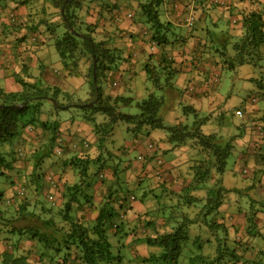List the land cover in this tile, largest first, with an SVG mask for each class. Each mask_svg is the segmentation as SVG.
Listing matches in <instances>:
<instances>
[{
    "label": "trees",
    "instance_id": "16d2710c",
    "mask_svg": "<svg viewBox=\"0 0 264 264\" xmlns=\"http://www.w3.org/2000/svg\"><path fill=\"white\" fill-rule=\"evenodd\" d=\"M135 1L139 21L132 10H127V0L28 3L34 15L28 18L27 29L38 32L41 23L59 56L66 63L72 59L71 71L83 73L91 96L84 102H58L60 94L68 97L58 87L43 85L39 79V83L31 85L17 75L14 78L21 90L7 92L0 88V264L111 263L120 252L113 250L112 240L118 246L125 245L120 239L136 233L129 246L135 248L134 252L138 247L135 242L141 240L155 251L141 260L138 255L133 264H264V3L247 0L246 6L238 8L224 0H188L190 5L195 3V8L187 10L183 23L177 26L168 14L178 0ZM37 5L43 14L48 5L53 6L51 16L44 14L39 19ZM122 6L128 11L125 16L134 25L139 24V37L129 30L122 34L118 26ZM32 17L37 22L28 25ZM50 19L54 28H49ZM55 27L63 28L58 32ZM98 34L101 37L95 40ZM105 34L124 44L133 34L135 41L141 39L146 43L144 47H149V42L154 48L141 53L137 58L139 68L127 70L129 74L125 76L124 85L129 89L136 75L144 71L151 85L140 101L119 92L105 94L99 85L111 71V84L120 85L115 59L130 62L134 54L131 50L121 55L115 46L112 48L119 52L114 56ZM204 62L212 64L217 76L221 70L236 72L241 66L260 72L258 77L244 76L259 88L261 95L251 99L253 104L248 109L237 110L243 121L229 135L203 130L216 113L218 93L216 83L204 93L195 92V78L190 74ZM183 65L189 70H183ZM180 73L189 77L183 86L179 84L180 77L176 79ZM49 96L56 100L58 109L72 106L73 115L62 122L38 118L37 127L33 125L35 115L26 118L27 124L23 125L25 113H36L41 101ZM196 99L206 100L200 109ZM133 104L137 106L136 113L123 112ZM173 105L179 112L174 119L170 112ZM202 111L206 114L201 115ZM119 122L126 123L134 141L142 136L140 142L131 143L137 150L134 160L122 165L127 164L134 174H139L138 166L143 169L151 165L143 175L147 178H140L134 189L137 191L145 183L144 196L139 199L147 207H154L138 217L141 222L128 234L124 228L117 231L116 221L123 215L120 211L125 209L124 202L136 194H129L118 174L122 165L114 159L125 155L129 146L108 149L106 145ZM153 131H158L156 137ZM83 132L87 136H81ZM76 133L78 140L68 144L64 135L73 137ZM92 139L95 140L90 142ZM144 141L151 155L147 151L138 153ZM184 148L188 156L180 160L175 150ZM241 149L243 158L253 156L251 169L245 166L238 170L239 180L226 185L223 177L228 159ZM171 154L177 165L166 172L163 161H168L166 157ZM245 162L249 163L248 159ZM92 164L97 166L95 172ZM165 172L171 179L164 177ZM97 181L101 182L100 189L95 186ZM147 193L151 197L146 201Z\"/></svg>",
    "mask_w": 264,
    "mask_h": 264
},
{
    "label": "rangeland",
    "instance_id": "374dc122",
    "mask_svg": "<svg viewBox=\"0 0 264 264\" xmlns=\"http://www.w3.org/2000/svg\"><path fill=\"white\" fill-rule=\"evenodd\" d=\"M24 1V0H23ZM22 1V2H23ZM20 2V1H18ZM30 0L27 1V3H29ZM40 3V2H39ZM26 4V3H25ZM18 4H15L13 2H10V0H0V88H2L5 91V86L7 85V81L5 80V76L4 74H10L9 71V65L7 63L8 57L7 54L5 53L7 51V49H13V52H18L17 51V42L18 44H22L25 45L26 48L28 47H33V50L36 47V41L34 39V37L31 36V31L32 29H24L23 27H25L26 23H24L23 21L19 20V16L15 13L16 12V8ZM127 5V10L134 12V18L136 20H138V14L139 10L137 8V2L135 0H127L126 2ZM36 7H40L39 5H37ZM29 8H31V6L29 5ZM37 8V9H38ZM126 8H124L122 6V10L120 11V13L124 14ZM54 10L53 6L48 5V8L45 9V16H47L48 18L51 16V12ZM11 11H13V13H15V18L13 19V15L11 14ZM39 11L41 14H39L38 16H41L39 19H41L43 17V12L44 10H41V8H39ZM123 11V12H122ZM139 21V20H138ZM37 22V19L35 17H32V20L29 21L28 25H31L32 23L35 24ZM24 24V25H23ZM41 24V23H40ZM38 24V27L40 28V30H38L39 33H44V28L41 27V25ZM114 24V23H113ZM118 24H121V22H119ZM110 25V23H106L107 29L108 26ZM62 26V25H60ZM119 26V25H118ZM48 27V26H46ZM23 28V29H22ZM49 28H54V26L52 25V21L51 19L49 20ZM63 27H55L56 31L61 32V29ZM51 32V31H50ZM21 33L22 36H24V38H22L21 40H17V35ZM49 33V32H46ZM47 35V34H44ZM107 37V42L108 45H110L109 47H117L118 50L120 51V53H123L121 55H124V52H126L127 50V45H125L122 41H120L119 39H115L114 37H109V34H105ZM95 40H97V38L101 37V34L98 35H94ZM17 38V39H16ZM103 38V37H102ZM105 39V38H104ZM20 41V43H19ZM129 43V42H128ZM39 47H42L41 49L44 48V44L43 45H39ZM47 47L50 48H46L44 49V51H49V52H54L55 56H56V51L54 46L52 45H48ZM16 48V49H14ZM118 50H115L114 48H112L111 53L114 56H118L119 52ZM42 53V52H41ZM41 53H37V56L39 58H42L44 60V63L40 62L38 64H30L29 63V58L28 56H25L26 54H28V52H26L24 50V52L22 51L21 54H19V59L18 56L16 57V61L19 63L16 66L13 65V67H11V70H13V74L17 75L18 77H20L21 79H23L24 82L26 83H30L32 84H36L39 83V80L42 82V84L44 85L45 83H48L49 86L51 87H56V86H60L62 89H60V91L65 92L68 97L62 98V95L60 94L58 96V102H61L63 100H66L69 103V100L73 99L75 100L74 103H77L78 100H82V102H84L86 99H88L91 94H90V87L89 84L87 82H84L82 84L79 85H75L73 82H67V80H70V78H67L66 80H63L59 74H56L54 70H52V67L54 69L61 70V67L63 66L64 68H66L68 70V72H72L71 68L74 65L72 63V59H68L67 63H69L67 66V63L59 56L58 52V58L59 61L52 58V55H48V56H41ZM76 56L78 57V54H76ZM5 57V58H4ZM51 59V61H50ZM75 59V57H74ZM125 59H123L122 62L119 61V59H115V64L114 65H124L127 61H124ZM2 62V63H1ZM51 62V63H49ZM38 65V66H36ZM47 66L50 67V70L47 68H44L43 66ZM59 65V66H58ZM81 65V66H80ZM61 66V67H60ZM44 68V73L42 74L41 72V68ZM79 67H82V59L79 60ZM49 70V71H48ZM52 70V71H51ZM40 74V75H39ZM83 74V73H82ZM247 74H251L252 77L256 76L258 77V75H260V72L258 69H254L252 70L251 68H249L248 66H241L240 68L237 69L236 72L234 71H229V70H221L218 77L216 78V84H217V88H218V93L216 95V100L217 103H215L214 106V111L216 113L212 114V117H210V119L205 123V125H203V130L206 132L209 131H214L217 133H226L227 135H229V133H231V129L235 128L236 124H240L243 120L241 117L238 116V114L236 113L238 109H248L249 107H251V105L253 104L251 102L252 98H256L258 99V96L261 95V93H259V88H257L253 82L251 80L246 81L244 76ZM109 77H107L105 80H103L102 82H99V85L102 87L103 91L105 92V94H112V93H122V95L124 96H131L134 98V101L137 100H141L143 98L146 97V87L150 86L151 83L146 79L145 77V73L144 71H140L139 74L136 75V77L133 80V83L131 84V86L129 87V89H127V87H125L124 83H125V79L124 82L123 80L120 81L119 78L116 77V79L119 81L120 85H118L117 87L113 86V84H111V80H110V76L113 75V72H108ZM40 76H43V79L40 78ZM59 76V77H58ZM38 77V79H37ZM180 77V85H184L188 80L189 77L187 76L186 73H180L176 79H178ZM77 77L72 78L73 80H75ZM215 79V76L212 78V80ZM212 84V83H211ZM29 85V84H27ZM30 85V86H31ZM64 85V87H62ZM182 85V86H183ZM196 92V91H195ZM51 96H49L50 98ZM52 98V97H51ZM206 99V98H205ZM197 100L195 104L197 105V108H199V106L201 104H203L206 100ZM97 99H95L96 101ZM93 101L87 102V104H92ZM53 104H52V103ZM20 106V105H19ZM57 104L54 103L52 100L47 99V100H43L41 101L40 105H38L37 112L33 114L32 111H28L27 113H25V116L22 118L23 120V125L27 124V120H25L26 118H31L32 116H35V125L36 127L38 126L39 123H37L38 118L39 120H45V119H52V118H56L59 119L58 121H63L66 117H70L73 114L72 111V106L69 107V109H58L57 108ZM137 106L135 104H133L130 107H126L125 109H123V112H128V113H136L137 112ZM210 106L207 107V109ZM202 110V109H201ZM171 118L174 119V117L179 115V112L177 110V108L175 107V105L171 106ZM202 114H206L205 111H202ZM57 116V117H56ZM78 118V117H76ZM212 118V119H211ZM52 119V120H54ZM22 120L19 122L20 126H21V122ZM167 122L168 119H166ZM81 126L83 127H88L89 129L91 128L89 125L87 124H81ZM254 127V126H253ZM251 128V127H250ZM255 128V127H254ZM252 129V128H251ZM25 132V130H24ZM256 132V131H255ZM158 133V131H153V136H155ZM27 135V133H25ZM81 136H87V134L85 132L81 133ZM111 137V136H110ZM141 137L142 136H137L138 141H134L135 137L133 136V134L129 133L127 130V126L126 123L124 122H119L117 124V126L114 129V133L113 136L111 138L108 139V142L106 143V145L108 146V149H110L111 147H122V148H126L127 142L128 143H138L141 141ZM156 137V136H155ZM144 138H146L144 136ZM95 139H92L90 142H93ZM112 141V142H111ZM253 143L255 142V138L252 139ZM143 146L144 144L146 145L147 142L144 141L142 142ZM142 145V144H141ZM160 145H162L160 143ZM246 146L243 147V149ZM186 148L184 149H179L175 150V152H177V156L182 159H185L188 156V153L185 152ZM242 149L241 150H237L234 151L233 154H231V156L228 159L227 162V171L224 174V183L226 185H229V182L231 181H235V180H239L236 172L240 169H242L243 167L247 166L249 169H251V165H252V157L253 156H248L246 155V158H243L242 156ZM137 154V150L134 149V147L132 145H129L128 147V151L126 152L125 155L121 156V158H115V162L116 163H120L121 165L124 164L127 160H134L135 156ZM172 157H175L173 155H171ZM249 161V163H246L245 161ZM113 160V159H111ZM181 160V159H180ZM113 163V162H112ZM92 171H96L97 166L96 164H92ZM119 176H121V181L126 182V187L130 190V193L136 194L135 197L140 198V196H144V192L146 190L145 187V183L142 184L141 186L139 185V189L136 191L134 189V186L136 184H138V181L140 178L137 177L136 174H134V172L132 171V168H130L129 166L122 165L121 167H119ZM68 177H71L70 174L67 173ZM145 178H147L146 176H144ZM142 177V178H144ZM73 181V180H72ZM262 183L264 182V177H262ZM151 184V182H150ZM156 184L153 185V188H157L155 186ZM113 187V185H112ZM132 191V192H131ZM156 191V190H155ZM157 192V191H156ZM128 195V193H127ZM142 196V197H143ZM151 197L150 193H147V195L144 197L147 201V199ZM154 202V201H153ZM154 206H150L148 207V209H152ZM124 217L120 216L118 219V229L117 231H121L125 226H124ZM126 224V221H125ZM134 227L130 230L127 231V234L130 233L131 231H133ZM135 235H138L137 233ZM135 235H131V236H124L122 239H120V242H124V244L119 243L120 245L118 246V242L117 241H113L112 240V244H113V250L116 252L119 249V253H116V257L115 260L111 263H104V264H133L134 262L138 261V258L136 256H133V248H129L127 245L126 240H129L130 244H133V238L135 239ZM114 242H117L116 244ZM122 242V243H123ZM136 244H138L137 247V254L139 255L140 259H143L145 255H150V252H154L155 251V247H146V248H140L143 244L144 241H136ZM124 245V246H123ZM146 245V244H145ZM119 247V248H118ZM144 251L146 252V254H144ZM115 256V255H114ZM138 264H147L145 263V261H141Z\"/></svg>",
    "mask_w": 264,
    "mask_h": 264
},
{
    "label": "crops",
    "instance_id": "0c3cea01",
    "mask_svg": "<svg viewBox=\"0 0 264 264\" xmlns=\"http://www.w3.org/2000/svg\"><path fill=\"white\" fill-rule=\"evenodd\" d=\"M18 1H20V2H18ZM22 1L23 0H10V2H13L15 4H18L17 5L18 7L16 8V12L15 13L19 16V20L23 21L24 23H27L28 20H29L28 18L30 16L34 15V13H33L34 10H33V7L32 8H29L28 3L25 4ZM181 1L182 0H178L179 3H176V5H173V7L171 6V4H169L172 7L171 10L172 9L173 10H172V12H171L170 15L168 14V17H169V19L171 21L177 23V26H180V23H183V20L186 17V11L189 10V12H190L191 10L193 11L192 8H195V3H193L192 5H190V4H188V0H186L185 2H187V3L181 4L180 3ZM189 1H191V0H189ZM260 1L262 3H264V0H260ZM223 2H225V4H227V3L228 4H232V5H234V7H238V8H243L244 6H246L248 4V1L247 0H224ZM169 5L167 6V9L169 8ZM189 6H190V8H189ZM217 9H218V11H222L221 10L222 8L219 7V6L217 7ZM218 11H217L216 14H218ZM127 12L128 11L125 10L124 11V14L122 13L121 16L119 17V20H118L119 22H121V24H118V25L123 30L122 31V34L126 33L128 30L130 32H132L133 34L134 33L137 34V31L139 30V27H138L139 24L138 25L137 24L134 25L132 23V21L125 16L127 14ZM15 13H13V11H11V14L14 17H15ZM169 13H170V10H169ZM222 16H223V18H225V15H222ZM145 27L146 26L143 27L144 30H145ZM23 28L24 29H27L26 26L23 27ZM39 30H40V28H39ZM44 34H47V33H45V31H44V33L39 34L38 32H34L33 29H32L31 36L34 37V39L36 41V47H35L34 50H33V47L26 48L25 45L18 44V42L16 43L17 44V48H18L17 49V51H18L17 53L16 52H13V49H9V50L7 49V51L5 53L7 54V56H9L8 57V60H7V63L9 65V68L8 69L10 71V74H6V73L4 74L5 80L7 81V85L5 86V91H7V92H17V91L21 90L20 84H18L15 81V78H14V75L15 74H13V70H11V67H13V65L16 66L17 64H19L16 61V57L18 56V59H19V54H21L22 51L24 52V50H25L26 52H28V54H26L25 56H28L29 63L30 64H38L40 62L44 63V60L42 58H39L37 56V53H41V52H42L41 53V56H48L50 54V55H52V58L53 59H55V57H56V60L59 61V58H58L59 56L57 54L56 49H55L56 56H55V53L54 52H49L50 50L49 51H44V49L50 48V47H47L48 45H51V46L53 45L54 46V41L51 38H48V35H44ZM132 35H131V38L129 40V43L126 42L125 45H127L126 52H128V51L130 52L131 50H133L132 52L134 54L132 55L131 58H129L130 59V62H126L124 65H118L116 67V70L117 71L119 70L117 72L116 77L119 78L120 81L123 80V79H125V76H127V74H129L130 70L134 72L136 68H139L138 65H137L138 64L137 58H139L138 56L141 53H146V52L151 51V49L152 50L154 49L149 42L147 44L150 47V49H149V47H144V45L146 43L144 44L141 39H139V41L138 40L135 41V38H133ZM137 37H139L138 34H137ZM17 38H16L17 40H21L22 38H24V36H22V34L19 33L17 35ZM122 42H123V40H122ZM19 43H20V41H19ZM43 44H44V48L41 49L42 47H39V45H43ZM54 48H55V46H54ZM14 49H16V48H14ZM50 61H51V59H50ZM49 63H51V62H49ZM210 65H212L210 62H204L202 65H199V68L197 70H194L190 74V77L191 78H195V79H193V83L195 85V91L198 92V93H202V92L204 93V91H206V89L209 88V86L211 85V83L212 84L216 83V78L218 77L217 76L218 71L216 72V70L214 68H212ZM36 66H38V65H36ZM43 67L44 68H47L49 70L51 68V66L48 67V65L47 66L44 65ZM43 67L41 68V72H42V74H45ZM57 69H59V68H57ZM57 69H54L52 67V70H54L56 74H59L60 73V76L61 77L58 76L59 78H62L63 80H66L67 78H70L71 79V81L70 80H67V82H73L75 85H79V84H82V83L86 82L85 79H84V77H83V74H77V73H73V72H68V70L70 68L67 70L66 68H64L62 66L60 72ZM182 69L188 71L189 70V67H185V65H183ZM214 76H215V79L212 80V78ZM75 77H77V78L75 80H73L72 78H75ZM40 78L43 79V76H40ZM45 84H48V83H45ZM56 87L62 89L60 86H56ZM62 87H64V85ZM64 137H65V139H66V141H67L68 144H71L75 139L78 140L77 133L73 137L72 136H68V135H66V136L64 135ZM127 145L129 146V145H131V143H128L127 142ZM146 146L147 145H144L143 146V145L140 144L139 147H138L139 148L138 149L139 150L138 153L139 154H141V153L142 154H145L146 151H147ZM147 152L150 155L152 154V152L149 151V150ZM171 155H174V154H171ZM174 158H176V157H172V156L166 157V159H168V161H164V165H163V169L165 170V168H166V172H167V170H171L173 166L177 165L176 164L177 161ZM137 169H138V171L139 170L142 171L141 173L139 171L138 172L139 174H136L137 177L138 178H142L143 175H146L150 171L151 165L150 164H147L145 166V168L143 167V169L140 168V166H138ZM166 172L164 174V177L166 179H171L172 176L170 174H168V176H167L166 175L167 174ZM54 175H55V177H57V174H54ZM105 176H107L109 178V175L108 174L105 175ZM108 182H109V180H108ZM100 185H101V182L100 181H97L95 183V186H96L97 189H100ZM98 194H99V192H98ZM124 204H125V209L122 208L121 211H120V212L123 213V215L120 214L119 217L120 216L124 217V219L126 221V224H125V221H124V226H125L124 229L126 231H130L133 227L135 229V227L138 225V222L139 223L141 222V221H137L138 217L140 215H143V214L147 213L150 209H148L147 203L145 204V201L144 200L141 201L138 197L136 198L135 196L133 198L131 196L129 198V200H127V201L124 202ZM151 204L154 205V202L152 201ZM119 217H117V218L119 219ZM118 219L116 221L117 222V225H118ZM134 229H133V231H134ZM133 231H132V233H133ZM129 236H131V235H129ZM126 242H127L128 247H129L131 245L129 243V240L127 239ZM146 247H148V246L145 245V244H143L140 248H146ZM129 248H133V246L132 247H129ZM133 249L135 251V248H133ZM134 251H133L132 254H133V256L135 254V256L137 257L138 254H137V252H134ZM144 254H146L145 251H144ZM146 256H148V255H145V257Z\"/></svg>",
    "mask_w": 264,
    "mask_h": 264
},
{
    "label": "water",
    "instance_id": "95a60500",
    "mask_svg": "<svg viewBox=\"0 0 264 264\" xmlns=\"http://www.w3.org/2000/svg\"><path fill=\"white\" fill-rule=\"evenodd\" d=\"M64 11V7L61 9V13H63ZM96 68H97V59H94L93 60V78H94V82H95V79H96ZM50 100H52L54 103H56V100L54 98H48Z\"/></svg>",
    "mask_w": 264,
    "mask_h": 264
},
{
    "label": "built area",
    "instance_id": "2783aa9c",
    "mask_svg": "<svg viewBox=\"0 0 264 264\" xmlns=\"http://www.w3.org/2000/svg\"><path fill=\"white\" fill-rule=\"evenodd\" d=\"M189 8H190V6H189ZM238 115H240V116H241V113H240V112H238Z\"/></svg>",
    "mask_w": 264,
    "mask_h": 264
},
{
    "label": "clouds",
    "instance_id": "9594fccd",
    "mask_svg": "<svg viewBox=\"0 0 264 264\" xmlns=\"http://www.w3.org/2000/svg\"><path fill=\"white\" fill-rule=\"evenodd\" d=\"M238 116H239V117H241L242 115H241V116H240V115H238ZM163 163H164V161H163ZM159 169H160V168H159ZM162 169H163V167H162Z\"/></svg>",
    "mask_w": 264,
    "mask_h": 264
}]
</instances>
